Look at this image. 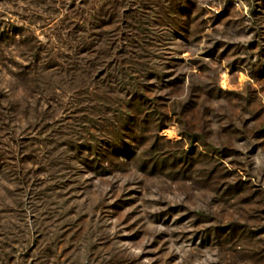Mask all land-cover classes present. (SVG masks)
<instances>
[{"label":"rangeland","instance_id":"374dc122","mask_svg":"<svg viewBox=\"0 0 264 264\" xmlns=\"http://www.w3.org/2000/svg\"><path fill=\"white\" fill-rule=\"evenodd\" d=\"M0 264H264V0H0Z\"/></svg>","mask_w":264,"mask_h":264}]
</instances>
